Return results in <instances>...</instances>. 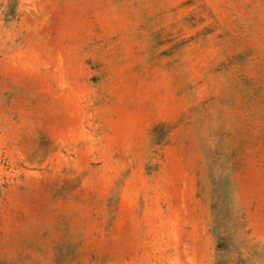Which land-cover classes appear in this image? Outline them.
I'll return each instance as SVG.
<instances>
[{
    "label": "rangeland",
    "instance_id": "1",
    "mask_svg": "<svg viewBox=\"0 0 264 264\" xmlns=\"http://www.w3.org/2000/svg\"><path fill=\"white\" fill-rule=\"evenodd\" d=\"M0 264H264V0H0Z\"/></svg>",
    "mask_w": 264,
    "mask_h": 264
}]
</instances>
